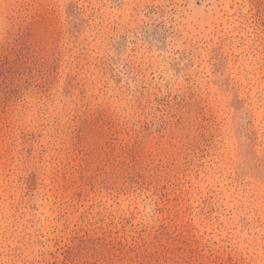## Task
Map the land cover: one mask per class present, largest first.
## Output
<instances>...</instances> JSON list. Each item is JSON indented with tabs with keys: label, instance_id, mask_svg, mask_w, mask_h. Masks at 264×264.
<instances>
[{
	"label": "rangeland",
	"instance_id": "obj_1",
	"mask_svg": "<svg viewBox=\"0 0 264 264\" xmlns=\"http://www.w3.org/2000/svg\"><path fill=\"white\" fill-rule=\"evenodd\" d=\"M0 264H264V0H0Z\"/></svg>",
	"mask_w": 264,
	"mask_h": 264
}]
</instances>
